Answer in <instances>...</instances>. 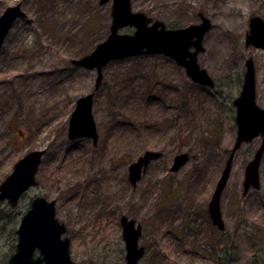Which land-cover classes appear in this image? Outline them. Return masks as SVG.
<instances>
[{"label": "rangeland", "instance_id": "rangeland-1", "mask_svg": "<svg viewBox=\"0 0 264 264\" xmlns=\"http://www.w3.org/2000/svg\"><path fill=\"white\" fill-rule=\"evenodd\" d=\"M20 3L0 47V183L14 163L44 149L29 188L15 207L0 200V264L14 252L16 229L37 196L55 201L75 264H124L122 214L141 225L138 264H264V152L259 187L242 194L257 136L235 151L221 194L223 230L213 227L207 203L236 138L233 100L241 89L244 61L252 57L256 103L264 108V49L245 44L249 18L264 20V0H131L167 28L209 18L197 62L213 87L192 82L164 55L109 62L92 103L98 133L70 140L68 120L78 97L93 90L96 71L71 59L94 49L109 33L111 0H0V14ZM124 27L120 33H132ZM145 150H158L135 187L128 166ZM189 160L176 172L177 153ZM176 234V235H175Z\"/></svg>", "mask_w": 264, "mask_h": 264}, {"label": "water", "instance_id": "water-1", "mask_svg": "<svg viewBox=\"0 0 264 264\" xmlns=\"http://www.w3.org/2000/svg\"><path fill=\"white\" fill-rule=\"evenodd\" d=\"M108 1L98 0L101 5ZM25 15L20 3L6 7L0 14V47L14 22ZM198 15L200 22L197 24L167 28L162 21L153 20L144 12L133 11L131 0H111V21L106 38L88 54L71 59L76 67L94 69L96 77L93 90L78 97L75 102L68 120V138L74 140L85 137L91 139L93 145L97 144L98 133L91 112L92 103L102 80V69L111 61L140 55H164L182 67L192 82L213 87L214 80L197 62V55L203 51V37L211 23L202 12ZM248 26L245 44L264 49V20L258 15L251 16ZM124 27L133 28L132 33H120L119 30ZM244 66L241 89L232 102L236 111V138L207 204L211 223L220 230L224 228L220 198L229 179L234 153L242 143L257 136L262 137L261 144L245 166L242 194L250 187H259V165L264 152V108L256 103L255 68L251 56L244 61ZM44 153V149L32 150L14 163L11 173L0 183V200H6L11 207H15L21 196L37 184L35 176ZM161 156V151L145 150L132 161L127 173L131 186L135 187L150 162ZM188 160L187 152L177 153L169 171L176 172ZM120 224L125 246V264H138L144 254V248L138 246L141 226H135L134 220L125 215L121 216ZM65 230V225L55 216V201L35 197L21 217L16 229L15 251L7 264H75L69 254V238L62 237ZM36 249L38 255L34 257Z\"/></svg>", "mask_w": 264, "mask_h": 264}, {"label": "flooded vegetation", "instance_id": "flooded-vegetation-1", "mask_svg": "<svg viewBox=\"0 0 264 264\" xmlns=\"http://www.w3.org/2000/svg\"><path fill=\"white\" fill-rule=\"evenodd\" d=\"M147 169V168H146ZM145 172V171H144ZM207 213H208V211H207ZM122 215H124V214H122ZM121 215V216H122ZM121 216H120V218H121ZM126 216V215H125ZM127 217V216H126ZM208 217H209V214H208ZM120 218H119V224H120ZM128 218V217H127ZM128 219H131V218H128ZM209 220H210V217H209ZM210 223H211V220H210ZM137 225V224H136ZM135 225V226H136ZM140 225V224H139ZM211 225L213 226V227H216V226H214L212 223H211ZM120 226H121V224H120ZM141 226V225H140ZM217 228V227H216ZM218 229V228H217ZM121 230H122V227H121ZM220 230V229H219ZM223 230V229H222ZM176 235V234H175ZM140 236V235H139ZM139 238V237H138ZM123 239V238H122ZM138 246H141V245H138ZM143 247V246H142ZM144 248V247H143ZM124 249H125V246H124ZM144 253H145V249H144ZM38 255V250L36 249L35 250V252H34V257H36ZM144 255V254H143ZM124 256H125V254H124ZM143 257V256H142ZM141 257V258H142ZM141 258H140V260H141ZM125 260V259H124ZM139 260V261H140ZM139 261H138V263H139ZM125 264V263H124Z\"/></svg>", "mask_w": 264, "mask_h": 264}, {"label": "trees", "instance_id": "trees-1", "mask_svg": "<svg viewBox=\"0 0 264 264\" xmlns=\"http://www.w3.org/2000/svg\"><path fill=\"white\" fill-rule=\"evenodd\" d=\"M151 264H156V262L154 261V263L153 262H151Z\"/></svg>", "mask_w": 264, "mask_h": 264}]
</instances>
